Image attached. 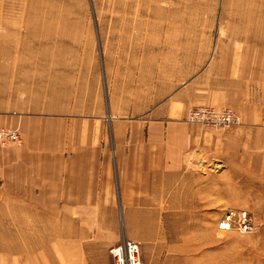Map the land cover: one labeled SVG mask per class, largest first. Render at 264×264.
<instances>
[{
    "label": "rangeland",
    "instance_id": "1",
    "mask_svg": "<svg viewBox=\"0 0 264 264\" xmlns=\"http://www.w3.org/2000/svg\"><path fill=\"white\" fill-rule=\"evenodd\" d=\"M147 55L157 56L150 64L162 67L166 90L218 59L239 92L235 104L228 96L227 106L193 108H230L239 123L186 122L206 137L210 130L248 136L245 152L253 145L264 152L254 142L264 137V0H0V130L17 135H0V181L29 173L10 168L19 156L92 145L78 135H111L107 122L84 126L77 118L108 116L111 78L118 85L112 116L147 106L135 94ZM233 106L244 109V122ZM200 148L188 153L181 172L154 175L148 191H134L149 208L139 203L122 213L118 185L115 208L84 214L85 264H105L101 246L123 238L138 242L143 264H264V161L223 165L208 141ZM16 193L21 204L32 197ZM4 198L0 192V264H47L45 208L5 206ZM230 210L247 212L252 229L220 230L217 222ZM78 226L69 232L81 235Z\"/></svg>",
    "mask_w": 264,
    "mask_h": 264
},
{
    "label": "crops",
    "instance_id": "2",
    "mask_svg": "<svg viewBox=\"0 0 264 264\" xmlns=\"http://www.w3.org/2000/svg\"><path fill=\"white\" fill-rule=\"evenodd\" d=\"M156 57H144L138 76L141 91L135 94L140 95L147 106L136 104L133 108L136 111L130 115L112 116V95L117 96L113 87L118 85L114 78L109 77L108 116L103 113L96 117L77 116L78 124L84 126L92 123L101 126L107 122L111 135H78L74 136L82 139L78 142L92 145L72 149L67 146L68 151L60 153L46 151L19 156L18 163H10V168L29 173L5 177L0 181V192H7L8 196L4 198L5 206L45 208V247L42 252L47 264H85L84 214L97 212L101 207L115 208L114 196L118 185L122 213H125V208L138 206L139 203L141 207L149 208V203L145 204L143 198L141 202L139 198L135 199L134 191H148L149 181L154 175H170L184 170L188 153L201 149V143L208 141L211 153L223 165L231 164L232 159L243 165L245 159L261 156L263 166L264 152L256 151L254 145L252 152H245L244 144L249 141L248 136L210 130L206 137L203 133L206 130L186 122V112L195 106H227L228 96H234L231 101L235 104L239 92L234 81L231 83L228 79V71L220 61L209 60L200 71L166 90L164 71L158 69L162 67L154 61L150 64L149 59ZM233 107L244 122V109ZM124 108L129 110L127 106ZM257 123L248 126L256 127ZM256 141H261L264 146V137L255 138ZM16 192H24L25 197L29 193L32 197L21 204L17 202L19 193ZM147 216L149 218L148 212ZM148 218L142 219V223ZM79 222L81 235L70 233V224L76 223L78 229ZM109 245L106 243L100 250L105 264H112Z\"/></svg>",
    "mask_w": 264,
    "mask_h": 264
},
{
    "label": "built area",
    "instance_id": "3",
    "mask_svg": "<svg viewBox=\"0 0 264 264\" xmlns=\"http://www.w3.org/2000/svg\"><path fill=\"white\" fill-rule=\"evenodd\" d=\"M188 122L203 124L211 127H229L239 123L238 115L230 108L216 110L208 107H196L188 111L186 118ZM6 135L15 139V131L0 130V135ZM220 230L238 229L246 231L252 229V221L247 212H224L217 222ZM112 264H143L140 256L138 242L123 238L120 242L109 248Z\"/></svg>",
    "mask_w": 264,
    "mask_h": 264
}]
</instances>
